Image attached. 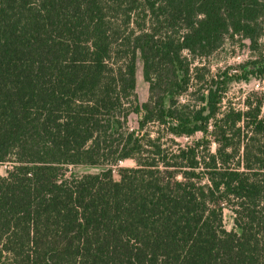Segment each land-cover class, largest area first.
<instances>
[{"label": "trees", "instance_id": "16d2710c", "mask_svg": "<svg viewBox=\"0 0 264 264\" xmlns=\"http://www.w3.org/2000/svg\"><path fill=\"white\" fill-rule=\"evenodd\" d=\"M250 76L264 0H0V264H264V94L225 101Z\"/></svg>", "mask_w": 264, "mask_h": 264}, {"label": "rangeland", "instance_id": "374dc122", "mask_svg": "<svg viewBox=\"0 0 264 264\" xmlns=\"http://www.w3.org/2000/svg\"><path fill=\"white\" fill-rule=\"evenodd\" d=\"M247 40H242L236 38L233 40H226L216 52H214L209 58L205 60V64L209 65L212 71L223 70L227 67H232L231 70H236L239 74L243 73V67L245 61L254 57L255 53L249 48ZM256 91L260 94H264V78L257 79L253 76H250L247 81L245 80H236L234 79L229 84L228 92L225 96V101L230 102L235 107L243 106V98L247 93ZM135 92L138 96L139 102L143 103L148 98V83L142 77V65L140 59L137 60L136 64V84ZM136 120L137 116L131 114L129 117V127L130 129H136ZM200 133L195 135V138H199ZM191 139L182 137L177 139L180 143L186 144ZM9 163L3 164L0 166V175H4ZM135 162L131 159H126L121 161L118 166L112 167L113 177L118 179V168L119 167H133ZM107 165H74L69 167V173L75 176H82L87 173H99L102 170L108 168ZM224 227L227 230L238 229L234 226L233 223V214L229 209L224 210Z\"/></svg>", "mask_w": 264, "mask_h": 264}]
</instances>
